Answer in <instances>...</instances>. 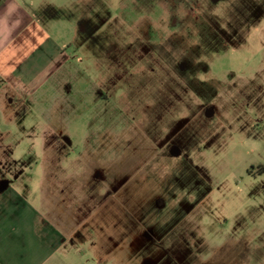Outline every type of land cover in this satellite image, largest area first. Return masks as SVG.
I'll list each match as a JSON object with an SVG mask.
<instances>
[{
  "label": "rangeland",
  "instance_id": "obj_1",
  "mask_svg": "<svg viewBox=\"0 0 264 264\" xmlns=\"http://www.w3.org/2000/svg\"><path fill=\"white\" fill-rule=\"evenodd\" d=\"M27 2L70 60L0 109V172L38 207L57 172L45 212L73 264H264V0Z\"/></svg>",
  "mask_w": 264,
  "mask_h": 264
},
{
  "label": "crops",
  "instance_id": "obj_2",
  "mask_svg": "<svg viewBox=\"0 0 264 264\" xmlns=\"http://www.w3.org/2000/svg\"><path fill=\"white\" fill-rule=\"evenodd\" d=\"M54 19L53 15L42 16L27 0H0V109L15 100H32L68 64L66 46L70 42L53 35ZM6 177L0 172V264L81 260L80 243H73V234H66L45 212L50 204L45 184L56 179L57 172H45L39 207L27 200L24 188L11 186ZM14 177L20 181L24 175Z\"/></svg>",
  "mask_w": 264,
  "mask_h": 264
},
{
  "label": "flooded vegetation",
  "instance_id": "obj_3",
  "mask_svg": "<svg viewBox=\"0 0 264 264\" xmlns=\"http://www.w3.org/2000/svg\"><path fill=\"white\" fill-rule=\"evenodd\" d=\"M89 28V26H88V23H87V20H83L82 21V26H81V30H82V32H87V29ZM149 36H148V34L146 33V32H142V31H139L138 32V34H137V38H136V40L134 41V43L133 44H136V47H139V49H140V47L142 46V48L143 49H145V52H144V50H143V52L142 51H138V55H137V59H138V61H144L145 59H147V57H148V59H147V62H150V63H152V54H151V52H152V49L153 48H151L150 50H149V45H156L153 41H151V43L149 42V40L147 39ZM180 67H181V69H182V67L184 68L185 67V64L184 63H182L181 65H180ZM123 76V75H122ZM148 162H150V165H151V163H152V161H148ZM88 166V165H87ZM85 178L87 179H85L86 180V182L87 183H90V181L92 182V183H99V184H107V181H108V179H109V177H107L106 178V175H103L102 174V176L100 177L99 176V171L97 170V171H95L94 172V174L93 175H85ZM119 183V185L117 186V188L115 187V185H112L113 187H115V190H114V192L115 193H117V191L121 188V181L120 182H118ZM93 231H94V235L96 236V238L98 237V230H96L95 228H93ZM146 233L144 234L146 237H148V239L150 240V241H152V240H154V232L153 231H145ZM75 234H78V233H75ZM75 238V237H74ZM91 251V250H90ZM149 263L150 261H146V263ZM152 264H154L153 262H152Z\"/></svg>",
  "mask_w": 264,
  "mask_h": 264
}]
</instances>
